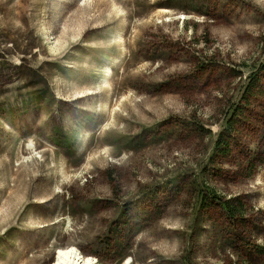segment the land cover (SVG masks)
Returning <instances> with one entry per match:
<instances>
[{"label": "rangeland", "instance_id": "obj_1", "mask_svg": "<svg viewBox=\"0 0 264 264\" xmlns=\"http://www.w3.org/2000/svg\"><path fill=\"white\" fill-rule=\"evenodd\" d=\"M68 246L264 264V0H0V264Z\"/></svg>", "mask_w": 264, "mask_h": 264}, {"label": "trees", "instance_id": "obj_2", "mask_svg": "<svg viewBox=\"0 0 264 264\" xmlns=\"http://www.w3.org/2000/svg\"><path fill=\"white\" fill-rule=\"evenodd\" d=\"M239 76V75H237ZM236 76V77H237ZM259 73H253L252 76L249 78V84L246 87V90L243 94L242 99H245L246 104L249 103V101H252L255 99V97L257 96H261L262 92H260V94H256L255 93V88L256 85L259 81ZM93 94V93H91ZM257 95V96H256ZM245 112L238 109L235 110V112L232 114V116L230 117V119L228 120L227 124H228V129H230L231 127H233L235 125V121L238 117V115H244ZM217 150L219 151V153L221 154V156L223 157H227L229 155V144L228 142L225 141L224 137L222 135L219 136V140L217 141ZM206 199L209 200H214L215 202H218L230 215L232 218H236L238 217V219H241L243 217V213H242V209H244V204L242 201L240 200H230V201H224L222 198L216 196L211 190L209 191L208 195L203 197V201H206ZM159 211V209H158ZM148 221H156L158 219H160L161 214H158L156 217L153 218V215L151 214H145L144 216ZM71 247V246H68ZM67 247V248H68ZM82 254V253H81ZM86 257H91V256H86Z\"/></svg>", "mask_w": 264, "mask_h": 264}, {"label": "bare ground", "instance_id": "obj_3", "mask_svg": "<svg viewBox=\"0 0 264 264\" xmlns=\"http://www.w3.org/2000/svg\"><path fill=\"white\" fill-rule=\"evenodd\" d=\"M94 259L82 257L78 249L69 247L66 249H59L55 254L52 264H95Z\"/></svg>", "mask_w": 264, "mask_h": 264}]
</instances>
